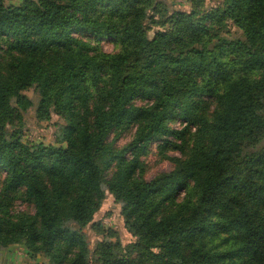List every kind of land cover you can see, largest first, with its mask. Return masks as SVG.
Instances as JSON below:
<instances>
[{
	"label": "trees",
	"instance_id": "16d2710c",
	"mask_svg": "<svg viewBox=\"0 0 264 264\" xmlns=\"http://www.w3.org/2000/svg\"><path fill=\"white\" fill-rule=\"evenodd\" d=\"M185 1L0 0L1 248L48 264H264V0ZM33 107L64 121L54 143L25 140ZM154 143L173 167L147 179ZM108 196L126 244L96 220Z\"/></svg>",
	"mask_w": 264,
	"mask_h": 264
},
{
	"label": "rangeland",
	"instance_id": "374dc122",
	"mask_svg": "<svg viewBox=\"0 0 264 264\" xmlns=\"http://www.w3.org/2000/svg\"><path fill=\"white\" fill-rule=\"evenodd\" d=\"M14 4L20 3L22 0H10ZM173 2L174 6L179 9H188L190 4L185 0H168ZM221 0H205V6H216ZM241 32L234 26L230 27V36H240ZM103 48L107 52L115 51L114 45L109 40L102 41ZM25 94L34 101V104L38 101V95L34 89H30ZM143 104V102H138ZM25 120L29 130L25 134V140L29 142H43L45 144H52L55 142V136L60 127L64 124V121L58 116H53L51 121H40L35 113V108H30L25 114ZM173 127L178 128L179 122L172 123ZM132 134L124 133L120 136L115 144L117 146H123L131 141ZM177 153L168 152V155L173 156ZM147 164L146 178L151 179L156 174L169 171L172 169L173 164L169 159L162 158L157 152V143H154L151 152L145 158ZM4 175L0 174V180ZM15 211H30L34 212L33 208L28 206L22 201H17L14 205ZM96 220H101L105 227L114 228L120 233V238L123 243H128L133 240L130 234L124 227L119 207L114 203L113 198L108 196L105 200L101 210L96 215ZM89 231V238L92 243L99 237L92 230ZM0 264H48L47 259L43 255H37L34 257L29 256L26 248L23 245H11L6 248L0 247Z\"/></svg>",
	"mask_w": 264,
	"mask_h": 264
},
{
	"label": "built area",
	"instance_id": "2783aa9c",
	"mask_svg": "<svg viewBox=\"0 0 264 264\" xmlns=\"http://www.w3.org/2000/svg\"><path fill=\"white\" fill-rule=\"evenodd\" d=\"M180 125V124H179Z\"/></svg>",
	"mask_w": 264,
	"mask_h": 264
}]
</instances>
